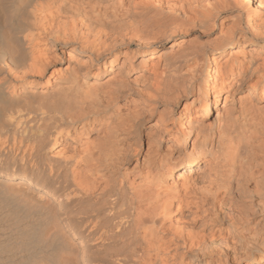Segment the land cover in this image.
Masks as SVG:
<instances>
[{"label":"bare ground","instance_id":"6f19581e","mask_svg":"<svg viewBox=\"0 0 264 264\" xmlns=\"http://www.w3.org/2000/svg\"><path fill=\"white\" fill-rule=\"evenodd\" d=\"M0 264H264V0H0Z\"/></svg>","mask_w":264,"mask_h":264}]
</instances>
